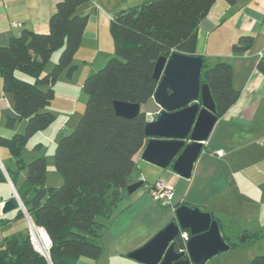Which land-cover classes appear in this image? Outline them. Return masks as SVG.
<instances>
[{
    "label": "trees",
    "instance_id": "trees-1",
    "mask_svg": "<svg viewBox=\"0 0 264 264\" xmlns=\"http://www.w3.org/2000/svg\"><path fill=\"white\" fill-rule=\"evenodd\" d=\"M87 1H59L49 18L47 34L23 31L0 47L2 92L11 96L15 114L26 122L23 133L0 137V148L14 161L13 169L5 171L14 188L19 172H25L23 183L15 191L31 223L42 229L50 241L44 256L33 248L28 234L5 238L0 245V264H79L80 258L96 261L101 256L100 233L126 194L135 168L134 157L149 140L144 133L146 114L140 111L132 119L117 116L113 102L146 105L158 85L153 78L157 59L174 53L193 55L198 24L216 0H151L110 19L114 57L84 79L83 114L73 130H59L53 151V165L63 182L60 187H49L45 157L41 155L26 163L23 154L29 140L55 120L46 108L54 100L58 77L65 73L70 78L77 70L74 55L88 23V16L77 15V9ZM251 45L252 38L244 36L232 50L244 52ZM60 49L57 62L43 74L52 54ZM256 68L264 75V60ZM19 73L30 80L18 78ZM199 81L208 86L218 119L239 98V91L232 86V68L227 63L211 65L202 58ZM13 122L8 119L7 126ZM40 146L37 144L36 149ZM0 182H6L1 169ZM10 199L15 201L13 194ZM23 215L19 210L17 216ZM216 220L222 233L221 223ZM3 223L6 221L0 219V225ZM263 234L243 231L237 240L246 243ZM222 236L229 249L238 245ZM175 245L183 248L179 239ZM251 264H264V256L254 257Z\"/></svg>",
    "mask_w": 264,
    "mask_h": 264
},
{
    "label": "crops",
    "instance_id": "crops-1",
    "mask_svg": "<svg viewBox=\"0 0 264 264\" xmlns=\"http://www.w3.org/2000/svg\"><path fill=\"white\" fill-rule=\"evenodd\" d=\"M59 1L0 0V47H5L11 38L19 37L23 31L47 34L49 18ZM94 11V15H87L86 30L74 55L77 71L80 66L89 65L79 81L81 86L83 77L94 70L100 54V33L94 25L99 20L109 25L112 18ZM244 36L252 38L251 47L244 52H234L233 45ZM91 46H94V55L83 57L85 49ZM106 54L108 58L112 50L108 48ZM192 54L211 65L218 62L229 64L232 86L240 93L238 100L217 120L189 179L179 177L170 168L160 169L142 160V152L134 157L135 168L130 184L142 182V186L120 199L107 227L101 231V256L96 261L80 258L79 264H140L128 258V254L143 246L174 218L168 208L159 205L149 195V188L159 179L172 184L174 204L187 203L213 214L219 219L223 232L231 228L233 219L240 218L242 223L237 233L244 230L264 233V182L259 173L264 172V168L258 165L264 160H256L254 165L258 168L251 173V161L255 160L252 156L264 153V75L256 68L257 63L264 60V0H216L198 24ZM66 78L60 76L59 79ZM140 111L153 116L159 108L151 99L140 107ZM8 119L14 121L11 127L7 126ZM25 124V120L15 114L11 96L2 92L0 79V137L20 134ZM65 128L62 126L59 130ZM217 151H222L223 156H215ZM12 160L10 156L2 155L0 166L6 178L3 183L14 192L5 171V168L13 169ZM225 167L227 170L222 176ZM228 173L230 177L227 178ZM222 197L224 201L218 200ZM9 199L4 198L0 205ZM255 202L262 207L256 208ZM233 207L235 210L231 212ZM19 210L18 206L7 214L0 212V219L6 221L0 225V245L5 238L28 234L30 219L25 214L18 217Z\"/></svg>",
    "mask_w": 264,
    "mask_h": 264
},
{
    "label": "water",
    "instance_id": "water-1",
    "mask_svg": "<svg viewBox=\"0 0 264 264\" xmlns=\"http://www.w3.org/2000/svg\"><path fill=\"white\" fill-rule=\"evenodd\" d=\"M201 68L200 56L174 53L158 58L153 70L158 85L152 99L159 111L146 115L144 133L149 140L141 158L160 169L170 168L183 179L190 178L218 120L208 86L200 85ZM113 108L126 119L140 113L138 104L115 101ZM140 186L142 182L130 184L126 193L132 194ZM16 203L17 199L4 201L1 214L14 211ZM183 232L188 239L184 250H179L175 244ZM228 250L214 215L183 203L176 207L174 219L128 258L140 264H205Z\"/></svg>",
    "mask_w": 264,
    "mask_h": 264
},
{
    "label": "rangeland",
    "instance_id": "rangeland-1",
    "mask_svg": "<svg viewBox=\"0 0 264 264\" xmlns=\"http://www.w3.org/2000/svg\"><path fill=\"white\" fill-rule=\"evenodd\" d=\"M149 1L151 0H88L86 3L78 7L77 15L79 16H84L88 14L94 15L95 12L94 10H97L99 15L101 14L102 16H106V17L111 16L113 18L122 11L139 8L141 5ZM86 8H89V10H86ZM102 22L103 21L99 20L98 23L94 25L99 30L100 33L99 45H98L100 54L98 55V58L95 61L94 70L89 75H92L95 72H97L99 69H102L106 64V62L110 58L114 57L113 42L109 33V25L107 22L106 23H102ZM92 25L93 23L91 22V26ZM108 48L109 50H112V55L106 58L107 57L106 53ZM61 51L62 49L57 50L52 54L50 61L47 63V65L43 70V74L48 73L52 69L53 65L57 62V59ZM94 51H95L94 46L88 47V49H85L84 51L85 54L82 56L92 57L94 55ZM79 68L80 69L78 71L76 70L74 72L73 77L71 78L68 79L66 78L61 81L59 78L60 76L61 77L66 76L65 73H62L58 77V80L54 86L55 89L54 100L52 101L51 105L46 108L47 111H50L55 115V120L49 126L48 129L33 136L27 143L24 150L23 159L26 163L34 159L33 157H35L38 154L43 155L45 157L46 186L49 187H60L63 182L61 176L55 170L53 165V151L60 137L58 134L59 128L65 126L68 130H73L77 126L84 111L86 95L84 94L83 91H81V85L79 84V81L80 79H82V76L86 73V70H88L89 65L87 66L82 65ZM80 74L82 75L80 76ZM18 78L23 80H30L28 76L22 73L18 74ZM85 78L83 77V79ZM23 132L24 130L21 133ZM37 144H41V146L36 149ZM215 153L216 152H214V155ZM2 155L9 157L7 151L3 148H0V161L2 159ZM252 158H254L255 160L251 161V165H252L251 173L254 172L253 170H256L258 168L257 165H254V163H256V160H260V159L264 160V153H262L261 155H254L252 156ZM10 159L12 160L11 157ZM258 165L260 166V168H264V162L259 163ZM0 169L4 174V170L2 169L1 166ZM226 170L227 168L225 167V170L222 172V176L225 175ZM259 173H260V177L263 178V182H264V172H259ZM24 177H25V172L20 171L16 181L14 182L16 190L20 188L21 184L24 181ZM228 177H230V173L227 174V178ZM11 194H13L14 199H17L20 209L22 210V212H24L25 209L17 195V192L15 190L13 192L9 185L0 182V199L10 197ZM218 200L224 201L225 198L222 197L219 198ZM254 205L256 208L262 207L260 206L262 204H260L259 202H255ZM228 207L229 206H227L225 209H228ZM234 210L235 209L233 207L232 211L231 210L230 211L234 212ZM241 223L242 220L240 218H237L236 220L233 219L231 228L224 231L226 235L223 232V230L221 233L226 237H228L230 242L237 243L238 245L229 249L227 252L213 256L205 264H251V261L254 257L264 256V236L250 242L238 243L237 235L243 232L241 231L237 233L239 231L238 228ZM248 232H253V231H248Z\"/></svg>",
    "mask_w": 264,
    "mask_h": 264
},
{
    "label": "built area",
    "instance_id": "built-area-1",
    "mask_svg": "<svg viewBox=\"0 0 264 264\" xmlns=\"http://www.w3.org/2000/svg\"><path fill=\"white\" fill-rule=\"evenodd\" d=\"M111 19V18H110ZM217 157H222L223 152L217 151L215 153ZM150 197L157 202L159 205L168 208L169 211L174 215L175 204L173 203L174 198V188L172 184L165 181L164 179L157 180L148 190ZM24 211V210H23ZM24 214L26 215L25 211ZM27 216V215H26ZM28 238L33 248L44 256H47L50 241L47 239L46 233L39 228H36L29 220ZM188 239L187 233H181L179 240L183 248L179 250H184L186 241Z\"/></svg>",
    "mask_w": 264,
    "mask_h": 264
}]
</instances>
